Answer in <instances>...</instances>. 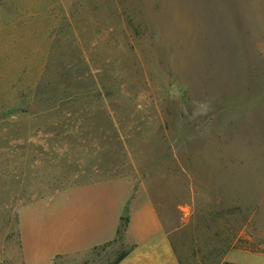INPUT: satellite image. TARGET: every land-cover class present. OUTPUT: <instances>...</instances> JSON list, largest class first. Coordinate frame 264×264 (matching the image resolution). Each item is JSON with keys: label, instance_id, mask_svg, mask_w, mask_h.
Instances as JSON below:
<instances>
[{"label": "rangeland", "instance_id": "obj_1", "mask_svg": "<svg viewBox=\"0 0 264 264\" xmlns=\"http://www.w3.org/2000/svg\"><path fill=\"white\" fill-rule=\"evenodd\" d=\"M100 178L130 199L88 250L89 207L57 191ZM143 186L176 190L178 264H214L194 224L218 199L235 246L264 253V195L243 191H264V0H0V264L114 263Z\"/></svg>", "mask_w": 264, "mask_h": 264}, {"label": "crops", "instance_id": "obj_2", "mask_svg": "<svg viewBox=\"0 0 264 264\" xmlns=\"http://www.w3.org/2000/svg\"><path fill=\"white\" fill-rule=\"evenodd\" d=\"M108 184L111 186V192L114 186L117 188L120 197L114 212L112 211L113 195L111 192L108 194ZM128 185V183L123 184L119 179L100 178L57 191L60 207L69 208L71 205L89 207V230L80 225L77 232L80 240L85 239L88 250L103 246L114 239L119 216L130 199ZM93 186L95 188L91 196L87 195L88 198L78 196L83 193V188L90 189ZM148 189L143 186L146 197L144 196V200L136 208V219L130 218L127 225V232H132L136 246L128 250L117 264H178L168 239V235L176 231L178 225L164 215L167 210L172 209V212H176L178 205L173 198L176 190L170 188L168 192H164L163 202H161L157 194H154L156 191L153 190L152 194ZM243 191L252 196L264 195L261 189L246 187ZM218 201L211 202L210 206L196 218L194 224L196 257L202 261L215 259L214 264H264V253L235 246L236 236L231 222L233 215L230 214L228 204L221 199ZM253 210L252 208L251 213L248 212L249 217L253 214ZM63 225L66 229H64V235L70 234L69 224L64 221ZM23 247L21 241L22 251ZM55 254L58 253L45 256L44 259L43 256H37L36 263L48 264Z\"/></svg>", "mask_w": 264, "mask_h": 264}, {"label": "trees", "instance_id": "obj_3", "mask_svg": "<svg viewBox=\"0 0 264 264\" xmlns=\"http://www.w3.org/2000/svg\"><path fill=\"white\" fill-rule=\"evenodd\" d=\"M122 257H123V255H121L120 257H118L117 260L114 263H112V264H117L121 260Z\"/></svg>", "mask_w": 264, "mask_h": 264}]
</instances>
